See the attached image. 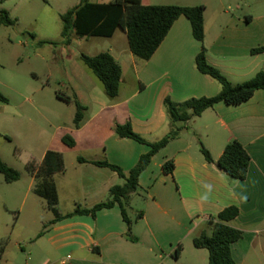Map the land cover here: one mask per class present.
Returning a JSON list of instances; mask_svg holds the SVG:
<instances>
[{
  "label": "crops",
  "instance_id": "0c3cea01",
  "mask_svg": "<svg viewBox=\"0 0 264 264\" xmlns=\"http://www.w3.org/2000/svg\"><path fill=\"white\" fill-rule=\"evenodd\" d=\"M118 30L116 28L109 37L114 38ZM122 33L126 37L125 30L122 29ZM262 44L264 13L230 16L223 24L217 22L216 16L209 20L204 17L206 58L232 83L242 82L258 70H264V51L250 52L251 48ZM201 45L202 42L192 35L189 19L180 15L147 60L136 57L129 48L118 47L116 52L109 49L122 70L117 95L94 108L88 116L84 114L88 106L84 105L78 127L74 123L66 126L55 147H52L56 139L53 133L39 159L25 160L33 173L31 183L35 184L45 151L53 149L62 153L64 170L52 174L58 195L55 209L61 216L77 207L90 208L110 199L111 186L124 182L115 171L93 161L107 160L128 170L148 151V144L118 136L114 131L115 123L129 120L132 128L150 141L180 126V134L152 156L140 174L139 189L130 195L129 206L138 198L143 203L140 208L130 206L133 218L128 214L129 233L134 239L125 235L128 227L115 203L97 210L95 216L75 214L55 221L51 219L35 239V242L42 241L38 263L30 262L27 257L23 264H55L57 259L51 257L53 252L62 255L60 264H179L189 247L187 239L190 237L192 242L202 230L210 234L209 218L231 204L239 207V214L231 224L242 230V236L249 235L244 254L258 242L263 245L258 236L264 234V89L255 90L250 98L239 104L216 102L185 123L169 121L163 109L166 96L182 101L218 92L217 82L194 66ZM124 63L132 72L128 78ZM73 76L75 83L83 88L87 87V79L91 81L85 72H76ZM123 84L127 85V93L120 97ZM104 112L107 114L99 118ZM64 133L72 135L74 146L61 141ZM232 139H237L250 155L244 179L229 176L217 164L226 143ZM202 146L210 152L212 162L204 158ZM71 151L75 165L66 180L59 184L56 175L67 173L65 156L71 155ZM169 159L173 160L174 168L171 173H164L162 164ZM14 181L4 180L3 183L10 185ZM63 189L72 202L64 211L59 208L60 190ZM12 191L8 186L5 193L0 192V243L4 238L3 225L10 220ZM178 244L182 248L174 257ZM238 245L239 239L232 243V255ZM193 247L194 261L185 264H196L197 258H204L200 252L203 248ZM4 261H8L5 251L0 264Z\"/></svg>",
  "mask_w": 264,
  "mask_h": 264
},
{
  "label": "rangeland",
  "instance_id": "374dc122",
  "mask_svg": "<svg viewBox=\"0 0 264 264\" xmlns=\"http://www.w3.org/2000/svg\"><path fill=\"white\" fill-rule=\"evenodd\" d=\"M78 2L79 0L0 1V11L5 10L13 21L11 24L0 23V92L7 98L5 102L0 100V157L19 172V178L10 185L3 183L4 174L0 172V192L5 193L8 186L13 189L9 201L10 220L7 225H3L4 238L0 243L8 261L2 264H23L27 257L30 262L38 263L42 250L39 243L42 241L35 242V239L54 218L46 200L35 192L41 182L39 175L35 184H32L33 173L25 160L39 159L53 133L56 139L52 147H55L59 135L65 132V127L73 126L75 98L88 106V111H84L86 116L94 108L111 101L102 82L81 61V53L95 55L109 49L116 52L118 47L128 48L121 28L114 38L72 36L69 43H64L60 14ZM142 3L202 4L205 19L216 16L217 22L222 24L230 16L264 13V0H142ZM123 65L126 77L132 76L129 66L125 63ZM76 72H85L92 82L87 79V87H80L74 81L73 74ZM126 93L127 85L123 84L119 96ZM64 97H70L71 100L66 101ZM106 114L102 113L99 118ZM71 153L65 156L67 173L56 175L59 184L66 180L75 165L74 152ZM66 193L65 189L60 190L59 208L62 211L72 206ZM137 200L131 202L130 206L142 207V199ZM130 206L127 205V212L133 218ZM258 238L263 245H259V242L254 244L246 255L244 251L249 235L244 234L239 239L233 255L239 264H264V234ZM187 242L189 247L179 264L194 261L191 250L195 249L190 237ZM200 252H203L204 258H197L195 263L208 264V250L203 248ZM51 257L57 259L55 264H60L61 254L53 252Z\"/></svg>",
  "mask_w": 264,
  "mask_h": 264
},
{
  "label": "trees",
  "instance_id": "16d2710c",
  "mask_svg": "<svg viewBox=\"0 0 264 264\" xmlns=\"http://www.w3.org/2000/svg\"><path fill=\"white\" fill-rule=\"evenodd\" d=\"M1 1V0H0ZM204 5H175V4H144L142 0H109L107 2H93L90 0H79L78 3L60 14L63 22L61 35L64 43H69L73 35L77 37L86 36H111L116 28L125 30L128 48L138 58L147 60L154 53L161 41L168 33L173 22L180 16H186L191 25L192 35L202 42L201 49L194 58V66L200 72L214 79L218 86V92L212 96L189 97L182 101H174L169 96L163 99V109L166 118L173 122L185 123L193 116L200 115L205 109L212 107L216 102L223 101L227 104H239L250 98L257 89H264V70H258L252 77L239 82L232 83L227 76L216 66L208 62L204 39ZM0 23L11 24L13 21L8 17L5 10L0 11ZM264 51V44L251 48L252 54ZM81 61L102 82L104 91L109 97L117 95L121 79V66L109 51H101L95 55L81 53ZM70 101V97H64ZM0 100L7 98L0 92ZM76 112L73 123L75 127L83 117L85 106L75 98ZM114 131L120 137H129L138 142L149 145L147 152L141 154L137 162L128 170H124L117 164L107 160H96L93 163L108 167L124 179L122 184H115L110 188V199L94 204L90 208L77 207L65 215H58L55 205L58 195L52 174L64 170V158L60 151L47 149L39 165L42 179L35 188V192L46 200L47 205L54 213L53 221L60 217L75 214H90L95 216L97 210L107 208L118 203L122 218L128 230L125 233L130 236L131 220L127 213L130 195L139 189V177L148 166L152 156L165 146L171 139L180 134L181 127L175 126L160 139L150 141L136 132L129 120L123 123H115ZM61 141L72 147L75 140L69 133L61 136ZM204 158L212 162L210 152L201 147ZM80 161H86L78 157ZM250 155L243 145L232 139L226 143L221 155L217 160L218 166L229 176L236 179H244L247 174ZM174 168L172 159L162 164L164 173H171ZM0 172L4 174L6 182H11L19 177V172L7 165L0 157ZM239 207L235 204L221 209L215 216L208 220L211 232L208 234L202 230L192 238V243L197 248L208 250V264H238L231 251V245L242 237V230L235 227L231 222L238 216ZM181 244L174 250L177 257ZM0 245V258L3 253Z\"/></svg>",
  "mask_w": 264,
  "mask_h": 264
}]
</instances>
